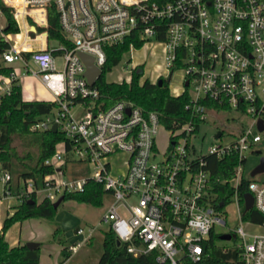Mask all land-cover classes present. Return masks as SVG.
Returning <instances> with one entry per match:
<instances>
[{"label": "built area", "instance_id": "1", "mask_svg": "<svg viewBox=\"0 0 264 264\" xmlns=\"http://www.w3.org/2000/svg\"><path fill=\"white\" fill-rule=\"evenodd\" d=\"M0 1L11 9L18 26L16 33L4 34L5 24H0L1 37L8 44L0 59L11 68L8 76L11 81L17 78L12 64L18 62L22 75L38 78L55 103L31 129L51 130L56 124V132L63 136L44 161L51 171L38 184L20 179L17 195L12 192L11 173L0 164V208L7 198L20 203L34 196L37 202H55L65 193L82 192L87 182L94 181L102 185L107 202L101 221L135 256L152 254L155 264L196 263L209 255L211 235L228 233L230 239H238L237 244L220 248L223 253L235 252L236 257L216 264H264V220L244 221L237 193L241 179L248 178L246 192H251L252 206L264 216V180L246 174L244 165L250 151L262 152L264 141V130H258V120L264 123V0ZM51 9L64 37V41L52 39L59 42L55 48L49 47L47 31ZM0 15L4 17L1 11ZM134 33L144 43L154 39L163 45L167 68L183 69L181 93L188 91L189 119L166 127L159 112L145 111L133 102L102 106L100 90L96 81L88 83L79 54L92 56L102 70L105 48ZM58 55L61 68L56 64ZM11 81L0 96L9 92ZM232 109L249 116L248 125L236 134L219 129L221 134H215L208 152H199L194 139L202 125L209 124L208 116ZM161 129L169 132L164 151L157 145ZM233 152L238 163L230 178L222 179L206 167V156L224 158ZM118 153H125L127 159L114 175L111 159ZM225 184L234 190L229 202H236L240 224L236 230L218 233L215 226L226 225L223 209L229 202L218 200L215 188ZM93 231L89 228L81 242L65 246L70 255L57 264H68ZM75 234L82 235L83 229L76 228Z\"/></svg>", "mask_w": 264, "mask_h": 264}, {"label": "trees", "instance_id": "2", "mask_svg": "<svg viewBox=\"0 0 264 264\" xmlns=\"http://www.w3.org/2000/svg\"><path fill=\"white\" fill-rule=\"evenodd\" d=\"M164 2L166 0H156ZM0 11L5 17L6 23L2 29L4 34L16 33L18 26L13 17L11 9L0 1ZM48 38L64 41L60 32L59 20L57 14L50 10L48 19ZM144 41L134 33L127 36L123 42L107 46L106 62L101 70V75L97 78L95 86L101 93L102 106L108 107L119 100L133 102L143 110H155L159 112L161 121L170 127L174 121H185L190 118L185 104L189 100L187 89L180 95H171L168 87V80L163 78L162 85L148 80L140 83L139 77L142 71L136 67L128 81H111L104 80V74L111 71L118 65L125 55L133 48H139ZM8 47L2 37H0V52ZM54 54L58 52L53 50ZM177 68V67H175ZM173 68V69H175ZM173 69L170 71L172 73ZM10 67H0V73H9ZM55 103L52 101H25L22 98L21 86L17 79L11 81L9 92L0 96V164L7 169L12 176V192L18 194L21 191L19 180L33 179L37 184L44 174L51 171V168L44 164L53 152L56 143L63 139L60 132L51 130L36 131L31 126L34 121L41 115L52 111ZM214 175L222 179H228L232 176V168L238 163V154L217 158L215 155L205 157ZM248 178H242L237 187L238 198L242 205V219L246 222L261 223L264 220L261 214L254 206L244 212L243 194L248 190ZM218 200L228 203L233 188L228 184L216 186ZM105 191L101 184L94 181L87 182L82 192L65 193L64 200H75L79 203H86L94 206L103 204ZM33 198V203L28 199L23 200L13 207V212L7 215L3 220L2 230L0 232V264H39L40 254L39 247L33 250L28 249L25 244L10 246L5 239L6 230L14 221L22 222L31 217L53 218L56 209L53 202L44 199L40 202ZM60 232L56 228L54 235ZM218 235L210 237V251L199 262L191 264H216L224 263L230 257H236L235 252L223 253L215 241ZM103 251L98 259L97 264H155L152 254L133 255L126 250V244L117 245L116 236L112 230L104 234ZM64 259L68 258L70 253L64 247L61 250Z\"/></svg>", "mask_w": 264, "mask_h": 264}, {"label": "rangeland", "instance_id": "3", "mask_svg": "<svg viewBox=\"0 0 264 264\" xmlns=\"http://www.w3.org/2000/svg\"><path fill=\"white\" fill-rule=\"evenodd\" d=\"M6 20L0 15V24L4 25ZM1 37V32H0ZM19 40V36H14ZM59 46L56 40H49V47L55 48ZM58 68L62 66V58L58 55L56 59ZM29 66L36 68L31 62ZM0 67L6 68L0 59ZM12 67L17 75V81L24 83L27 88L32 89L38 94L48 97V91L43 85L38 82V79L30 73L22 75L18 62L12 64ZM139 67L142 74L139 77L140 83L148 80L156 82L158 78L169 79L168 87L171 95H177L182 92L184 82V71L181 68L173 69L170 74V69L165 65V54L163 45L151 39L145 42L139 48L131 49L123 58V60L104 74V80L111 81H128L131 77V68ZM11 79L5 72L0 73V92L4 88L5 83H10ZM25 89V87H24ZM51 101L53 97L51 96ZM25 101H39L26 99ZM209 124L202 125L198 137L194 139V145L199 152L206 154L215 142V134L219 129H223L225 133L236 134L243 127L248 125L249 116L240 115L234 109L229 112L208 116ZM168 131L161 129L157 137V145L161 151L165 150ZM264 140V131H262ZM261 153L250 151L246 155L245 173L249 174L250 170L259 161V158L264 155V141L260 144ZM127 159L125 153H118L111 159L112 174H116L119 169L124 168V161ZM256 180H264V173H258L254 177ZM16 198H7L3 200L0 208V219H4L8 214L13 212V207L18 204ZM107 202L104 201L101 206H94L86 203H79L75 200H64L56 209L53 218L31 217L22 222L14 221L6 230L5 239L10 246L24 245L28 241L38 242L39 246V264H57L64 260L61 250L75 242H81L85 236H88L89 228H94L91 238L81 244L78 249L71 254L68 264H97L98 259L103 251L102 243L105 232L109 230L108 224L101 221L105 213ZM241 206V205H240ZM236 202L231 199L224 207L223 217L226 225H216L215 230L218 233L228 230H236L240 224L239 216L236 212ZM243 223V222H242ZM83 229L82 235H76V228ZM252 226L246 225L245 228L250 230ZM56 228H60V232L54 235ZM238 239L222 240L216 238L215 244L219 247H233L237 244Z\"/></svg>", "mask_w": 264, "mask_h": 264}, {"label": "water", "instance_id": "4", "mask_svg": "<svg viewBox=\"0 0 264 264\" xmlns=\"http://www.w3.org/2000/svg\"><path fill=\"white\" fill-rule=\"evenodd\" d=\"M79 55H80L81 59L83 60L85 66H86L85 76H86V78L88 80V83L89 84H94L96 79L101 75V69L94 65L92 56L84 54V53H80ZM156 83L158 85H162L163 78H161V77L158 78ZM184 85L187 86L188 85V81H185ZM258 130L259 131L264 130V123H263V119L262 118H260L258 120ZM51 131L52 132H56L57 131V125L56 124H54L51 127ZM220 134H221V132H217L216 137H218ZM257 153H259V151ZM263 172H264V155H262L259 158V161L250 170L249 176H254V175L258 174V173H263ZM243 198H244V201H245V204H244V212H245V211L249 210L252 207L254 199L252 198L251 192L244 193L243 194ZM63 199H64V196L63 195L60 196L55 202H53V207L57 208L60 205V203L63 201ZM29 202L33 203V200H31ZM231 237H232V235L228 234V233H225V234H222V235L219 236V238L222 239V240H228ZM116 243H117V245H119L120 244L119 240L116 239ZM25 246L28 249L33 250V249L38 248L40 246V244L38 242L28 241V242L25 243Z\"/></svg>", "mask_w": 264, "mask_h": 264}, {"label": "crops", "instance_id": "5", "mask_svg": "<svg viewBox=\"0 0 264 264\" xmlns=\"http://www.w3.org/2000/svg\"><path fill=\"white\" fill-rule=\"evenodd\" d=\"M19 39H20V37H19ZM38 82L41 83V81L39 79H38ZM24 87H25V89H24ZM43 87H45V86L43 85ZM21 92H22V98H23V100L30 99V100H45V101H51L50 99H51V96L52 95H51V93L49 91L47 92L48 93V97H46V96H43V95L38 94V92H35L32 89H30V88H27V86L24 83L21 84Z\"/></svg>", "mask_w": 264, "mask_h": 264}]
</instances>
